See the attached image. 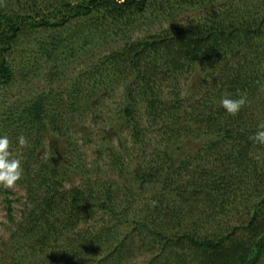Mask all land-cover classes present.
<instances>
[{
    "label": "trees",
    "instance_id": "1",
    "mask_svg": "<svg viewBox=\"0 0 264 264\" xmlns=\"http://www.w3.org/2000/svg\"><path fill=\"white\" fill-rule=\"evenodd\" d=\"M22 83L0 104L25 192L18 218L5 196L3 264H261L264 0H0V100ZM225 96L246 102L228 114ZM112 98L119 142L85 159L93 135L78 119ZM243 202L237 221L199 236Z\"/></svg>",
    "mask_w": 264,
    "mask_h": 264
},
{
    "label": "rangeland",
    "instance_id": "2",
    "mask_svg": "<svg viewBox=\"0 0 264 264\" xmlns=\"http://www.w3.org/2000/svg\"><path fill=\"white\" fill-rule=\"evenodd\" d=\"M13 5L14 4H12V6ZM184 15L185 14H180L178 16V18L181 19ZM148 28H150L152 30L155 28V26L151 25ZM50 32L51 31L49 30L48 33H50ZM144 32H145V30H143V29L138 30V31H134V32L128 34L129 37L127 36L124 39H121L120 41L122 43L123 42L129 43V42H131L132 39H134L138 36H142V34ZM42 33H40V31L36 30L35 36H41ZM98 51H100V50H98ZM17 55H18V53L16 52L15 56H17ZM81 61L82 60H80V62L74 63L72 66H70V68L67 71L66 79L70 78V75L74 73V70L79 69V67L81 65H83V63L86 62L87 60L83 61V62H81ZM42 71H46V69L43 68L40 71L41 74H42ZM43 78H45L44 75H43ZM57 84H62V82H56V85ZM28 85H30L29 86L30 89H32V88L38 89L39 88V90H40L46 85V81L42 80V77L41 78L38 77L35 80H31ZM22 87H23V83L21 85H13V86L9 87L8 91L6 92V95L3 96L4 98H2L0 100V104L3 103L4 101H8V99H10L13 95H17V93L22 90ZM113 99L114 98L107 101L103 105L100 103H94L95 105L91 104L93 106L88 107L87 108L88 110L85 111L86 117H82V118L78 119V121L80 122V127L83 129L81 131L84 132V135H86L87 129L90 130L89 132L93 135V139L90 142L79 145L81 147V149H79V152L82 151L84 153L85 159H89V158L92 159L94 156L101 155V154H102L100 156L101 158H106L108 153H109L107 150V147H108L107 145L115 146L119 142V139L116 135H113L111 133L108 134V127L109 126H108L107 121H106L107 117L110 118V112L113 111V109L115 107L113 104L114 103ZM96 104H98V105H96ZM114 121H116V120H114ZM72 125L74 126V124H72ZM87 125L89 128H87ZM69 128H71V127L69 126ZM81 131H79V133H77L76 136H79V134L82 133ZM72 132H73V129H70L69 133L72 134ZM106 132L108 134L109 141H107L106 146H105V145H102L100 143V138H101L102 134H104ZM81 135H83V134H81ZM73 136H75V135H73ZM51 142H52V139H50V138L44 140L43 146L41 147V150H40V154L42 156H47V155L51 154V147H50ZM78 142H81L80 138H78ZM55 146H57V144H55ZM97 164H99V168L103 166L102 162L100 163L98 161ZM103 174H100L99 177H103ZM73 179H74L73 183H78L81 181V180H79L78 174H75V176H73ZM4 189H10L11 192H9V193L5 192ZM157 190L158 189H156L155 192ZM244 192H245V195L243 197L245 198V200H247V198L250 197L249 196L250 193H248V191H244ZM24 194H25V192H24L23 187H19L17 184H15L14 187H12V188L0 187V259H1L0 264H3V261H4V259H3L4 257L1 256L2 253H5V249L7 248L8 244H11V243H9V242H11L10 237H9V232L7 231L8 226H11V224H9L8 217H7L5 196L8 198H12V204H13L14 209H15V210H13L12 213H13V216L16 214V216L18 218L17 209H19L20 207L22 209V207H23L22 203L25 199ZM167 195H169V194H167ZM251 196H252V194H251ZM168 197H170V195ZM18 198L21 199V203H19ZM247 205L250 206V203L243 202L240 205H238V207L235 211L229 213L230 214L229 216L223 217L221 215L220 220H218V218H216V219L213 218L210 221H208L207 223H205V225H203V226L200 225V228L198 229L199 236L205 237V236H208L209 234H212V232H214V230L216 229L217 225H222L225 222L232 223V222H234L233 220L237 221V219H239L240 216H242L246 212L245 210L248 207ZM133 207H136V205ZM134 212L136 214L138 213V206L136 207ZM125 228H126V226L123 225V227L121 228V231L124 230ZM246 232H247L246 230L240 229L239 231H237V234L244 235V234H246ZM6 243H7V246H6ZM143 258H144L143 256L142 257L140 256L136 259L138 261H141ZM5 260H6V258H5ZM261 264H264V258H263Z\"/></svg>",
    "mask_w": 264,
    "mask_h": 264
},
{
    "label": "clouds",
    "instance_id": "3",
    "mask_svg": "<svg viewBox=\"0 0 264 264\" xmlns=\"http://www.w3.org/2000/svg\"><path fill=\"white\" fill-rule=\"evenodd\" d=\"M244 97L234 99L230 96H225L221 99V106L228 114H236L245 104ZM252 139L260 144H264V126H259L254 133ZM19 145L24 146L27 141L23 135L17 138ZM22 165L20 159L13 156L10 150V140L7 135L0 134V187L12 188L21 178Z\"/></svg>",
    "mask_w": 264,
    "mask_h": 264
}]
</instances>
